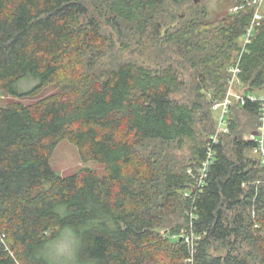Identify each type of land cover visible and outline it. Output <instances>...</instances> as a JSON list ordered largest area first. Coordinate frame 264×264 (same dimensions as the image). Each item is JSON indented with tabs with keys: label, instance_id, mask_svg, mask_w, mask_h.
Instances as JSON below:
<instances>
[{
	"label": "trees",
	"instance_id": "16d2710c",
	"mask_svg": "<svg viewBox=\"0 0 264 264\" xmlns=\"http://www.w3.org/2000/svg\"><path fill=\"white\" fill-rule=\"evenodd\" d=\"M113 1V9L131 18L146 9L150 16L167 2L188 0ZM248 1L231 0L239 9L211 36L190 34L202 24L197 19L180 30V41L199 51L192 62L204 83L205 75L211 77L217 98L229 82L227 68L239 58L243 94L264 92V18L244 52L239 42L256 11ZM87 13L86 0H0V89L20 97L53 81L60 86L30 103L0 106V264H45L37 255L43 233L65 224L78 230L87 226L80 233L79 255L95 257L97 264H175L187 259L192 264H250L234 248L221 255L210 246L233 236L250 238L243 212L256 205L262 216L253 237L264 249L263 188L255 183L257 168L249 166L245 152L258 142L235 135L228 150L223 137L214 139L211 128L192 172L153 164L151 159L159 158L141 147L194 137L198 106L172 96L180 85L174 63L145 68L126 62L85 75L81 54L101 36L95 20L86 25L81 21ZM25 79L37 83L23 90L20 82ZM239 104L260 117L259 102L246 98ZM64 139L78 148L83 161L102 164L105 174L91 167L67 176L57 173L51 158ZM210 151L211 163L201 177ZM259 163L264 169V162ZM59 207L69 214L59 217ZM170 210L185 218L183 232L158 236V225L173 223L166 218Z\"/></svg>",
	"mask_w": 264,
	"mask_h": 264
},
{
	"label": "rangeland",
	"instance_id": "374dc122",
	"mask_svg": "<svg viewBox=\"0 0 264 264\" xmlns=\"http://www.w3.org/2000/svg\"><path fill=\"white\" fill-rule=\"evenodd\" d=\"M86 3L88 13L81 18V21L85 22L86 25L90 18L95 20L101 36L98 41L87 44L86 50L81 54L82 71L85 75L93 73L99 75L126 62H133L145 68L174 63L180 85L175 89L172 96L181 102H190L198 106L194 109V126L196 130L194 137L178 139L169 143L150 141L141 147L143 153L148 156L153 154L154 157L159 158L160 161L157 160L156 162L152 158L151 162L153 164L171 166L174 170L192 172L194 170L193 164L199 158L198 151L203 146L202 141L211 136L209 134L210 130H208L211 128L217 140L223 137L222 140L228 150H232L234 146L233 139L235 135L242 137L244 140L253 139L252 130L260 125L259 123L257 126L258 117L249 115L239 104L241 100L239 97L243 95L246 86L240 80L233 84L228 82L227 85L223 86L224 95L221 96L222 91L220 97L217 98L219 92H217V86L214 85L211 77L205 75L206 80L204 83L202 76L196 70L195 63L192 62L199 51L194 50V47H187L183 40L180 41L182 36L180 30L194 19L202 20V24L195 31H192L194 33L190 34L195 35V32H202L201 36H211L212 32L217 30L218 25L225 21L231 11L233 12L234 6L231 0H188L182 4L167 2L150 16L148 15V9H146L131 18L126 17L121 10L113 9V0H86ZM258 7L262 18H264V1ZM190 34L187 36H191ZM245 40V37L239 40L241 52H244L246 48L244 46ZM188 48H190L189 52ZM196 62V66H198L199 61L196 60ZM89 64H92L93 68H90ZM36 83L37 81L34 79H25L20 82V88L26 90ZM59 90L60 86L56 81L46 85L38 93L20 97L10 95L0 89V106H6L14 102L30 103ZM226 102L227 106H225ZM228 105V114L224 115L225 107L227 108ZM223 115L225 119L222 120ZM261 143L264 146V138H261ZM262 148L264 150V147ZM229 152L231 153V151ZM245 152L250 161L249 166L257 168L258 178L255 183L261 184L264 196V169L261 168L262 165L260 167L259 163V160L264 162V152L251 148L246 149ZM253 161L256 163H253ZM51 164L56 172L63 176L70 175L83 167L96 169L101 176L105 174V167L97 161H83L78 148L68 139L62 140L57 145L51 158ZM154 172L156 175L159 174L158 177L160 174L162 175L161 172ZM160 189H162L161 186ZM230 215L233 216L234 212ZM243 215L245 222L249 224L246 225L245 231L248 237L250 235L251 237L247 238L244 234L238 238L233 236L226 241H213L210 250L214 254L224 255L234 248L240 254L247 256L250 264H264V249L260 241L253 237L262 212L257 209L256 205H249L244 209ZM166 218L173 221L172 225L167 228L165 226L168 223L158 225L155 229L156 234L165 236L168 232H171L172 236H179L180 232H183L180 225H185V218L180 211L173 212L170 210L166 214ZM174 226H178L180 231L174 230ZM186 240L192 241L189 238ZM164 245L165 248H168L167 243H164ZM188 263L192 264L188 259L178 261L175 264Z\"/></svg>",
	"mask_w": 264,
	"mask_h": 264
},
{
	"label": "clouds",
	"instance_id": "9594fccd",
	"mask_svg": "<svg viewBox=\"0 0 264 264\" xmlns=\"http://www.w3.org/2000/svg\"><path fill=\"white\" fill-rule=\"evenodd\" d=\"M249 99L259 102L261 108L264 109V92L254 94ZM258 119L260 130L264 132V115ZM56 212L61 218L69 214L63 207L57 208ZM86 227L81 226L78 230L70 224H65L44 232V244L38 250L37 255L45 261V264H97L95 257L86 255L84 259H81L79 255L82 244L80 233Z\"/></svg>",
	"mask_w": 264,
	"mask_h": 264
},
{
	"label": "built area",
	"instance_id": "2783aa9c",
	"mask_svg": "<svg viewBox=\"0 0 264 264\" xmlns=\"http://www.w3.org/2000/svg\"><path fill=\"white\" fill-rule=\"evenodd\" d=\"M263 1H264V0H249V1H248L249 4H254V5H256V11H255V14H254V17H253V19H252V21H251L250 26L248 27L247 32H246L245 35H244V37L246 38V40H245L246 43L244 44V46H246V44L249 43V42L251 41V38H252V36L254 35L255 26H256L257 24H260V22H261L262 15H261V13H260V11H259V9H258V8H259L258 6H259ZM239 7H240V6H234L233 11H237V10L239 9ZM228 69H229V71H228V72H229V82H230L231 84H233V83H235L236 81L240 80V79H239V73H240L241 69H240L239 61H238V63H236L235 65L230 66ZM252 95H254V94H253V93H249V94H247L246 96L243 94V95L240 96L239 98L241 99L242 102H244L246 98H249V97L252 96ZM229 104H230V103H229ZM225 106H227V102H226V105H225ZM228 109H229V105H228L227 108L225 107L224 115H225V114H228ZM260 110H261V115H260V116L264 115V109H262V108L260 107ZM224 115L222 116V117H223L222 120L225 119V116H224ZM256 131L258 132L257 135L252 134L253 139H254L255 141H257L258 144H259L255 149H256V150H261V151L264 152V150H263V148H262V143H261V138H262V139L264 138V132H262V131L260 130V127H258V129H257ZM215 137H216V136H215ZM214 139L217 140V138H214ZM211 157H212V152L210 151V152H209V158L204 162V165H203V168H202V175H201V177H203V176L206 175L207 168H208V166H209V164L211 163V160H212Z\"/></svg>",
	"mask_w": 264,
	"mask_h": 264
},
{
	"label": "water",
	"instance_id": "95a60500",
	"mask_svg": "<svg viewBox=\"0 0 264 264\" xmlns=\"http://www.w3.org/2000/svg\"><path fill=\"white\" fill-rule=\"evenodd\" d=\"M196 1H199V0H196ZM253 134H254V135H257V134H258V132H257V131H254V132H253Z\"/></svg>",
	"mask_w": 264,
	"mask_h": 264
}]
</instances>
